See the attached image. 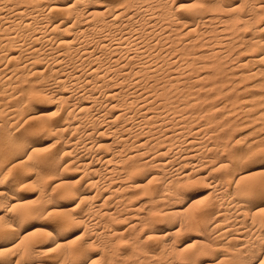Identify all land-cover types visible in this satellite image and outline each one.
Here are the masks:
<instances>
[{
    "label": "bare ground",
    "instance_id": "6f19581e",
    "mask_svg": "<svg viewBox=\"0 0 264 264\" xmlns=\"http://www.w3.org/2000/svg\"><path fill=\"white\" fill-rule=\"evenodd\" d=\"M256 87L264 0H0V264H257Z\"/></svg>",
    "mask_w": 264,
    "mask_h": 264
},
{
    "label": "rangeland",
    "instance_id": "374dc122",
    "mask_svg": "<svg viewBox=\"0 0 264 264\" xmlns=\"http://www.w3.org/2000/svg\"><path fill=\"white\" fill-rule=\"evenodd\" d=\"M223 60H225L226 62L225 63H223V65H225V67L226 68H228V69H230L229 71H231L232 70V68H234L232 65V62L229 60V59H227V58H224ZM228 61V62H227ZM2 63H4V62H2ZM230 66V67H229ZM232 67V68H231ZM235 71L236 70H239V67H237V68H235L234 69ZM231 73V72H230ZM259 78V76H253V77H251V78H248L247 80H245L244 82H242L241 83V85L244 83V84H246L247 82L249 83V82H253V81H255V80H257ZM243 84V85H244ZM259 91H264L262 88H260V87H256ZM253 89H255V87H253ZM256 89V90H257ZM236 91V90H235ZM235 91L234 90H232L231 92L229 91V92H227V93H224V94H216L215 95V99L217 100V101H219V102H221V101H223L224 99H225V95L227 96V94H229V95H231V94H233V93H235ZM228 95V96H229ZM261 95V94H260ZM220 97V98H219ZM219 98V99H218ZM224 98V99H223ZM227 98V97H226ZM263 98V99H262ZM259 100V99H258ZM256 101L255 102V104H254V106L251 108V110L249 111L250 113H254L255 111H257V110H264V96H260V100L259 101ZM40 105H42V104H40V103H38L36 106H40ZM263 105V106H262ZM262 108V109H261ZM249 112H242V111H236V112H234L233 114H232V116H233V118H235L236 120H237V122L239 123L241 120H243V118L245 117V115L246 114H248ZM238 115H237V114ZM235 114V115H234ZM242 114V115H241ZM237 117V118H236ZM240 119V120H239ZM257 122H259L258 120H256ZM248 123V124H247ZM246 124V126H243V125H245ZM254 122H246V123H243L242 124V126L241 125H238V126H236L235 127V136L237 137V139H239L238 137H241L240 139V141L241 142H239V140H237L238 142H239V145L241 144H243V146L247 143V141L249 142V141H251V140H253V139H255V137H257L256 135L257 134H259L260 133V131H261V133H264V127H261V128H259V129H257V130H255V131H253L254 129H253V126H254ZM250 125H251V127H250ZM239 126H241V128L239 127ZM239 127V128H238ZM244 129V130H243ZM247 129V130H246ZM242 130V131H241ZM260 130V131H259ZM245 133H244V132ZM253 132V134H252V132ZM243 132V133H242ZM250 132V133H249ZM238 134V135H237ZM247 134V135H246ZM256 134V135H255ZM243 135H245V136H243ZM251 135V136H250ZM255 135V136H254ZM248 136H250V137H248ZM47 136H43L42 138L43 139H45L44 140V142H43V144H42V146L43 147H45V146H47L48 147V145H50L51 144V142L53 141L51 138V140L49 141L48 140V137L46 138ZM243 137H245V139L243 138ZM251 137H254V138H251ZM250 138H251V140H250ZM40 139V137H35L34 138V140H39ZM242 139H244V140H242ZM48 142H47V141ZM46 141V142H45ZM47 143V144H46ZM70 172L73 174V179L74 180H76V179H78L79 178V173L77 172V170H70ZM32 173V172H31ZM76 173V174H75ZM75 174V175H74ZM77 175V176H76ZM78 177V178H77ZM10 179V178H9ZM8 179V180H9ZM31 181V180H30ZM27 188V189H26ZM196 188H198V189H201V188H203V186L201 187V185L200 186H198V187H196ZM195 188V189H196ZM38 192V188L36 187V185L34 184V187H33V184L31 185L30 183H29V185L27 186V187H25V188H23V190H22V193L23 194H25L26 196H27V199H29V202L32 200V197H33V200L37 197L36 195H37V192L35 191V190ZM28 190V191H27ZM35 193V194H34ZM30 196H32V197H30ZM35 197V198H34ZM32 200V202H31V204H36V201H33ZM74 233V231H72L71 232V234H73Z\"/></svg>",
    "mask_w": 264,
    "mask_h": 264
},
{
    "label": "snow or ice",
    "instance_id": "6c2138e0",
    "mask_svg": "<svg viewBox=\"0 0 264 264\" xmlns=\"http://www.w3.org/2000/svg\"><path fill=\"white\" fill-rule=\"evenodd\" d=\"M261 160L264 161V157H261ZM32 166L33 167H36V168H39L42 171H47L48 170L47 165L45 163L41 162V161H38V160L37 161H34L33 164H32ZM252 171H258L260 173H264V163H261V164L257 165L254 169H250L248 171L247 175L250 176L252 174ZM251 190L256 191L258 189L256 188V186H252V189ZM73 206H75L74 202H73ZM181 210H183V209H181ZM51 211H57L58 212V211H63V209L54 206L51 209ZM258 211H260L261 214H264V207H258ZM33 231H36V229L33 228ZM43 231L44 232H48L50 235L53 234V233L56 236L59 235V233L56 231L55 228L49 229V228L45 227L43 229ZM24 234L26 235L27 233H24ZM73 240H75V236H73ZM61 243H67V241L66 240H62ZM43 250L44 251H48V252L56 251L57 250V246L55 245V242H53V246L52 247H49V248L43 249ZM257 264H264V258L258 260L257 261Z\"/></svg>",
    "mask_w": 264,
    "mask_h": 264
}]
</instances>
